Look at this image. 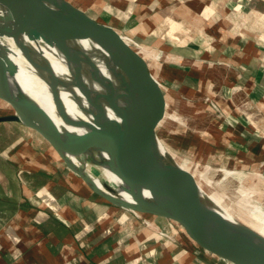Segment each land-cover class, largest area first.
<instances>
[{"label":"crops","instance_id":"obj_1","mask_svg":"<svg viewBox=\"0 0 264 264\" xmlns=\"http://www.w3.org/2000/svg\"><path fill=\"white\" fill-rule=\"evenodd\" d=\"M69 1L125 28L159 81L214 106L212 122L228 150L264 159V0ZM79 42L109 54L93 37ZM164 93L172 112L175 92ZM20 125L0 121V264H225L168 219L109 201Z\"/></svg>","mask_w":264,"mask_h":264},{"label":"water","instance_id":"obj_2","mask_svg":"<svg viewBox=\"0 0 264 264\" xmlns=\"http://www.w3.org/2000/svg\"><path fill=\"white\" fill-rule=\"evenodd\" d=\"M0 3H4L20 23L33 26L49 39L62 42L88 36L110 47L113 61L126 74L130 99L126 110L120 113L122 123L98 121L102 110L95 101L97 96L92 97L86 91L88 101L98 107L99 126H92L82 135L70 134L69 141H65L43 109L29 100L14 99L1 87L6 66L0 57V100L12 108L10 114L0 116V121H15L35 131L72 171L109 201L131 211L168 219L197 247L225 264H264V240L255 231L204 209L187 186L186 173L178 170L167 157L154 155L152 143L156 125L166 108L164 88L144 57L133 48L137 44L125 28L100 22L69 0H0ZM4 32L9 34L11 30ZM63 53L72 59L66 50ZM100 140L107 142V150L121 177L130 185L147 187L152 192V200H142L132 206L105 195L63 155L84 153Z\"/></svg>","mask_w":264,"mask_h":264},{"label":"bare ground","instance_id":"obj_3","mask_svg":"<svg viewBox=\"0 0 264 264\" xmlns=\"http://www.w3.org/2000/svg\"><path fill=\"white\" fill-rule=\"evenodd\" d=\"M8 28L11 32L5 34L4 31ZM84 38L85 36L76 39ZM94 39L111 55L110 47ZM64 50L66 48L63 42L49 39L33 26L20 23L14 18L10 9L4 3H0V57L6 66L7 81L4 83L3 80V86L14 99L29 100L43 109L65 141H69L70 134L82 135L92 126H99L98 107L88 101L86 91H89L92 97L97 96L95 101L102 110V116H98L100 117L98 121L110 120L118 124L122 123L120 114L122 112L106 103L101 95L96 93L94 86L89 83L88 74H85L80 67L76 69L75 64L63 53ZM75 56L78 57V54ZM5 103L0 102V105ZM5 108L11 109L7 103ZM152 147L154 155L162 159L171 157L170 162L182 173H186L187 186L190 187L192 194L198 197L204 209L233 223L246 225L264 240V207L260 204L264 191L259 189L257 192L243 184V179L249 175L237 170L220 169L223 175L222 181L212 187L208 182L203 181L202 173L198 176L192 173L196 170L195 165H188L183 159L174 157L156 136ZM92 154L100 162L97 166L93 165L83 170L85 164L81 163ZM63 155L71 165L80 169L82 173L84 171L96 188L103 193L134 203L153 199L152 192L147 187L130 185L116 171L106 141L100 140L96 142L95 147L78 155L69 153ZM96 170H99V175ZM251 177L258 185L260 183V186L264 187V180L260 174H253ZM231 178H237L239 184L235 194L228 198L221 195L218 190L223 189L224 181H229Z\"/></svg>","mask_w":264,"mask_h":264},{"label":"rangeland","instance_id":"obj_4","mask_svg":"<svg viewBox=\"0 0 264 264\" xmlns=\"http://www.w3.org/2000/svg\"><path fill=\"white\" fill-rule=\"evenodd\" d=\"M79 41L80 39H68L66 42L62 41L68 55H73L72 59H70L71 62L75 64L76 67L78 66L77 68H82L85 74H88L89 83L94 86L96 93L101 95V98L105 100L106 103H109L120 112L125 111L130 100L126 74L115 62H113L115 64L113 67V59L100 45H98V47L104 52L92 53L93 51H89L88 48ZM78 44L83 48H79ZM76 54H78V57L75 56ZM157 54H159V52ZM97 57H99V59ZM100 57L106 60L110 59L111 63H106L104 60L100 59ZM88 65L90 67H88ZM122 80L124 83L121 82ZM5 82L7 83L4 76V83ZM159 82L164 90L169 89L175 92V94L172 95V100H169L172 112H169V110L165 108L162 118L156 125V136L162 141L163 145L168 148L170 153L174 155V157L177 156L179 159H183L188 165H195L194 168H196V170H193L192 173L195 176L202 173L201 177L203 181L206 183L208 182L212 187H215L216 183L222 181L223 175L220 169H225L241 171L244 174L246 173L249 176L243 179V184H246V186L253 188V190L257 192L259 189L263 190L260 183L258 185L251 176L253 174L264 173V169L262 170V167H264V159L262 157H256L259 154H250L247 156L228 150L226 147L228 138L225 136L223 128L218 131L215 124L212 122L213 116L211 117V112L215 107L213 106V109L203 108V106H201L202 103L196 102L198 103L196 104L191 96H188L185 91L182 92V90L178 88L179 86L171 84V87L170 84L164 81ZM4 83L2 82L1 87H3ZM118 85L122 86L123 89H119L120 86ZM0 102L4 103L2 100H0ZM5 107L6 103L2 106L0 105V116L11 113L12 108ZM221 118L223 119V116ZM21 125L18 127L23 128L24 125ZM26 128L27 127H25V129ZM9 140L11 142V139ZM31 151L32 155L39 158L38 151ZM262 156H264V154ZM41 157L42 160H44L42 155ZM167 159L170 161L171 157L169 158L168 156ZM59 160L60 158L57 159L58 162ZM61 160L64 165H67L63 159ZM99 162V159L92 154L81 163L85 164L82 169L91 168L93 165L97 166ZM96 172L99 175V170H96ZM224 182L223 189H219L218 192H220L221 195L223 194L231 198L235 194L239 180L237 178H231L229 181L225 180ZM109 196L116 199L114 196ZM261 200L260 204L264 207V196H262Z\"/></svg>","mask_w":264,"mask_h":264},{"label":"built area","instance_id":"obj_5","mask_svg":"<svg viewBox=\"0 0 264 264\" xmlns=\"http://www.w3.org/2000/svg\"><path fill=\"white\" fill-rule=\"evenodd\" d=\"M133 39H134V38H133ZM134 41H135V43H136L137 45L139 44V42H138L137 40L134 39ZM133 213L137 214L138 212L133 211ZM162 234H164V233H162Z\"/></svg>","mask_w":264,"mask_h":264}]
</instances>
